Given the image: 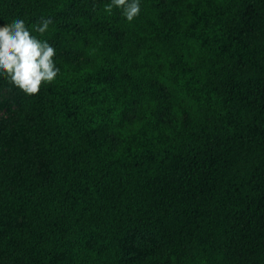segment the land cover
I'll use <instances>...</instances> for the list:
<instances>
[{
	"label": "trees",
	"instance_id": "16d2710c",
	"mask_svg": "<svg viewBox=\"0 0 264 264\" xmlns=\"http://www.w3.org/2000/svg\"><path fill=\"white\" fill-rule=\"evenodd\" d=\"M110 2L0 0L83 58L0 75L33 146L0 141V264H264V0Z\"/></svg>",
	"mask_w": 264,
	"mask_h": 264
},
{
	"label": "clouds",
	"instance_id": "9594fccd",
	"mask_svg": "<svg viewBox=\"0 0 264 264\" xmlns=\"http://www.w3.org/2000/svg\"><path fill=\"white\" fill-rule=\"evenodd\" d=\"M113 8L131 22L140 13L139 0H111L104 11ZM51 19H42L35 31L43 34ZM55 49L47 41L33 36L23 19H16L0 27V75L26 95L38 94L43 83H52L60 69L54 61Z\"/></svg>",
	"mask_w": 264,
	"mask_h": 264
},
{
	"label": "rangeland",
	"instance_id": "374dc122",
	"mask_svg": "<svg viewBox=\"0 0 264 264\" xmlns=\"http://www.w3.org/2000/svg\"><path fill=\"white\" fill-rule=\"evenodd\" d=\"M75 12H78V8L69 11L67 16H71ZM59 21L55 20V23H59ZM49 44L54 47L55 56L62 55L75 61L83 59L81 55L70 51L62 39L51 40ZM29 120V117L25 115L16 98L6 89L0 88V141H4L7 145L17 144L22 146L27 152H30L33 146L29 139H27L24 130L25 123ZM154 241L153 238L142 233L132 234L127 246L129 258L132 259L141 254L143 243H152Z\"/></svg>",
	"mask_w": 264,
	"mask_h": 264
}]
</instances>
